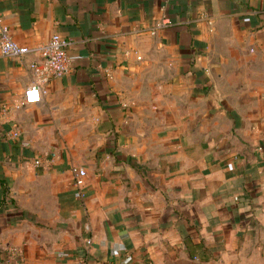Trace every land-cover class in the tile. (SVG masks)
<instances>
[{"label": "crops", "instance_id": "crops-1", "mask_svg": "<svg viewBox=\"0 0 264 264\" xmlns=\"http://www.w3.org/2000/svg\"><path fill=\"white\" fill-rule=\"evenodd\" d=\"M0 12L30 51H0V264H209L264 228V0ZM56 34L70 71L27 105Z\"/></svg>", "mask_w": 264, "mask_h": 264}, {"label": "built area", "instance_id": "built-area-1", "mask_svg": "<svg viewBox=\"0 0 264 264\" xmlns=\"http://www.w3.org/2000/svg\"><path fill=\"white\" fill-rule=\"evenodd\" d=\"M70 42L60 35H54L50 41L42 48V62L32 63L29 65L30 70L34 73L35 81L25 91L24 103L27 105L38 104L42 100V87L52 78H61L70 71L68 48ZM0 51L3 56L24 59L29 54L26 46L16 42L11 34L9 26L4 22L0 12ZM36 166L41 165V161L35 162ZM75 185L82 187L86 177L84 170L74 169Z\"/></svg>", "mask_w": 264, "mask_h": 264}, {"label": "rangeland", "instance_id": "rangeland-1", "mask_svg": "<svg viewBox=\"0 0 264 264\" xmlns=\"http://www.w3.org/2000/svg\"><path fill=\"white\" fill-rule=\"evenodd\" d=\"M251 237L250 242L236 246L234 255L209 264H264V228L255 230Z\"/></svg>", "mask_w": 264, "mask_h": 264}]
</instances>
